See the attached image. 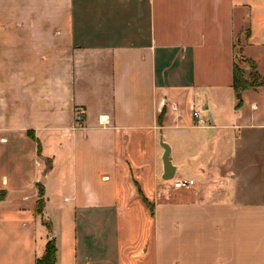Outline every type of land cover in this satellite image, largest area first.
I'll use <instances>...</instances> for the list:
<instances>
[{"label": "crops", "instance_id": "1", "mask_svg": "<svg viewBox=\"0 0 264 264\" xmlns=\"http://www.w3.org/2000/svg\"><path fill=\"white\" fill-rule=\"evenodd\" d=\"M237 47L264 80V0H0V264L51 238L56 264H264V85L237 107Z\"/></svg>", "mask_w": 264, "mask_h": 264}, {"label": "trees", "instance_id": "2", "mask_svg": "<svg viewBox=\"0 0 264 264\" xmlns=\"http://www.w3.org/2000/svg\"><path fill=\"white\" fill-rule=\"evenodd\" d=\"M242 50H237V55L241 53ZM242 59L244 62H247L251 65L252 70L248 74H246L245 70L239 66L238 61H235L234 63V78H233V87L237 94V97L239 99V102L237 103V107H240L241 104V93L243 90L248 88H256L260 85H264V80L261 78L260 73L258 71V67L255 64V62L247 57H243ZM162 118V115H161ZM33 138L36 140L38 145V152L41 153V143L39 140H37L34 135ZM39 193H38V200L35 205V210L37 214L43 213L44 206H45V188L42 183H39L38 185ZM142 198L144 202L147 204V206L151 207L153 210V205L147 200V198L142 195ZM57 246L54 238H51L45 247L44 254L38 258L37 264H56L57 260Z\"/></svg>", "mask_w": 264, "mask_h": 264}, {"label": "built area", "instance_id": "3", "mask_svg": "<svg viewBox=\"0 0 264 264\" xmlns=\"http://www.w3.org/2000/svg\"><path fill=\"white\" fill-rule=\"evenodd\" d=\"M194 118L197 125H204L206 119L202 117L200 110H194ZM84 121L83 112L77 111L76 113V122L77 125L82 126ZM195 180L193 178H182L175 181L176 187H190L194 184Z\"/></svg>", "mask_w": 264, "mask_h": 264}, {"label": "water", "instance_id": "4", "mask_svg": "<svg viewBox=\"0 0 264 264\" xmlns=\"http://www.w3.org/2000/svg\"><path fill=\"white\" fill-rule=\"evenodd\" d=\"M163 147L165 149V155H164L165 167L167 170H173L174 167L171 162L169 145L167 143H163ZM171 177H172V174L169 176H166V178H171Z\"/></svg>", "mask_w": 264, "mask_h": 264}, {"label": "rangeland", "instance_id": "5", "mask_svg": "<svg viewBox=\"0 0 264 264\" xmlns=\"http://www.w3.org/2000/svg\"><path fill=\"white\" fill-rule=\"evenodd\" d=\"M238 49L239 48L237 47V50ZM237 61H238L239 66H241L245 70L246 74L251 72V70H252L251 65L247 62H244V60L242 59V56L240 54L237 55Z\"/></svg>", "mask_w": 264, "mask_h": 264}]
</instances>
